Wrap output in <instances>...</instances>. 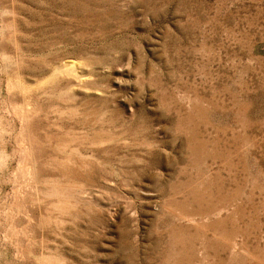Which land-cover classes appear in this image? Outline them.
<instances>
[{
  "label": "rangeland",
  "instance_id": "rangeland-1",
  "mask_svg": "<svg viewBox=\"0 0 264 264\" xmlns=\"http://www.w3.org/2000/svg\"><path fill=\"white\" fill-rule=\"evenodd\" d=\"M0 264H264V0H0Z\"/></svg>",
  "mask_w": 264,
  "mask_h": 264
}]
</instances>
